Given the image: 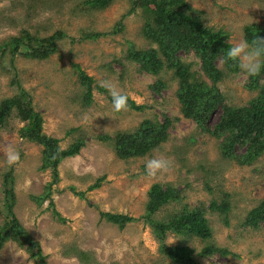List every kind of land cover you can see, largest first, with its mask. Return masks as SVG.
Segmentation results:
<instances>
[{
	"label": "rangeland",
	"instance_id": "rangeland-1",
	"mask_svg": "<svg viewBox=\"0 0 264 264\" xmlns=\"http://www.w3.org/2000/svg\"><path fill=\"white\" fill-rule=\"evenodd\" d=\"M82 1L0 0V102L19 91L18 84L13 83L16 78L28 91L35 111L42 114L45 133L59 138L62 148L79 137L86 142L77 155L60 163L59 180L53 184L51 197L39 204L32 195L43 193L52 181V171L40 169L42 145L23 138V123L11 118L6 127L0 128V200L4 196L3 175L12 171L16 195L13 211L40 242L48 264H170L143 218L150 187L158 182L183 188L182 202L163 206L154 215L158 219L181 208L184 202L207 206L221 188L231 193L230 224L226 226L217 214L208 212L207 216L214 231L210 241L227 247L228 255H199L206 242L197 237L169 232L165 242L193 247L196 264H264V223L257 229L243 225L248 210L264 198V154L247 165L223 158L216 138L183 115L176 95L178 83L170 71L161 74L168 86L155 92L152 85L159 76L139 70V64L127 57L130 44L138 50L151 45L142 34L144 18L140 9L123 18L130 7L129 0H114L108 7L94 10L82 6ZM187 1L203 12L206 25L227 31L232 45L245 40L246 25H264V0ZM122 18L123 26L115 32ZM24 28L49 39L57 31L64 35L56 39L57 50L46 59L20 54L12 57L9 49L3 51L2 44ZM84 31L107 34L87 40L81 38ZM181 55L193 63L194 70L200 69L199 59L193 54ZM73 63L80 64L94 78V85L108 81L143 108L114 112L107 94L96 88L93 103L84 106L83 87ZM218 66L223 68L221 61ZM248 78L241 70L225 74L219 86L228 104L244 105L256 96L257 90L245 85ZM220 112L218 108L207 125L212 126ZM165 116L172 121L167 138L148 154L120 158L112 146L97 139L100 134L133 131L147 119L163 122ZM8 146L20 153L19 161L12 166L4 159ZM161 157L168 159L171 166L148 175L145 160ZM99 177H104L100 186L89 190ZM70 186L84 191L85 196L80 197ZM51 199L64 220L49 207ZM102 212L128 214L136 220L121 228L103 218ZM2 219L0 215V223ZM75 248L87 253L84 261ZM0 264L36 263L27 250L9 240L0 250Z\"/></svg>",
	"mask_w": 264,
	"mask_h": 264
},
{
	"label": "trees",
	"instance_id": "trees-1",
	"mask_svg": "<svg viewBox=\"0 0 264 264\" xmlns=\"http://www.w3.org/2000/svg\"><path fill=\"white\" fill-rule=\"evenodd\" d=\"M113 1L83 0L81 5L93 10L104 9ZM129 2L130 7L122 15L123 18L140 9L144 18L142 34L151 45L147 49L138 50L130 44L127 57L139 64V70L159 76L152 85L155 92L159 93L168 86V82L161 74L170 71L178 83L176 95L183 115L216 138L221 156L241 165L257 161L264 154V69L255 76H249L245 84L248 89L257 90L256 96L247 104L230 105L219 86L226 73H237L240 70L237 62L227 59L225 55L232 45L228 41L229 33L206 25L203 12L195 9L187 0H129ZM123 18L116 25L115 32L121 30ZM106 34L99 31H84L81 38L95 40ZM63 35L62 31H57L49 39L24 28L19 35L12 36L2 44L3 51L9 49L12 57L20 54L30 59H46L57 50L56 39ZM257 37L264 38V25L252 23L244 27L245 40L254 43ZM183 53L193 54L199 59L200 69L194 70L193 63L185 60L181 55ZM218 61H221L223 68L218 66ZM73 66L83 87L81 100L84 106L93 103L94 88L106 93L108 101L111 102L106 88L94 85V78L88 75L80 64L73 63ZM13 83L18 84L19 91L0 102V128L6 127L11 118H17L23 123L21 136L42 145L40 169L43 171L50 169L52 181L48 182L42 194L32 195V199L43 204L51 197L53 184L59 180L60 163L65 158L77 155L86 142L84 137H79L68 147L62 148L59 138L43 131V116L33 108L28 91L20 86L16 78L13 79ZM127 98L130 109L143 108L129 95ZM218 108H221L218 120L212 126L207 125ZM171 124V119L166 116L163 122L147 119L133 131L100 134L97 139L112 146L120 158L128 159L148 154L152 149L161 147ZM11 174L12 171H8L3 175L4 196L0 200L2 204L0 215L3 217L0 223V250L6 241L11 240L27 250L36 264H48L40 242L33 238L13 211L16 195ZM103 179L104 177H99L88 189L98 188ZM70 187L80 197L85 196L84 191H76L74 186ZM207 187L213 192L214 188L208 183ZM217 190L219 194L213 195L207 206L204 203L192 206L184 202L181 208L173 209L163 219H158L154 215L163 206L182 202L183 188H178L174 183L158 182L150 187L143 218L160 241V251L170 258V264H196V261L193 247L184 243L168 245L165 242L169 232L204 240L206 245L198 252L201 256H211L215 253L224 256L230 253L227 247H219L210 241L214 231L207 213L217 214L220 220L229 226L233 211L231 193L221 188ZM49 207L53 208V213L60 220H64L54 208L53 199L50 200ZM101 216L121 228L136 220L131 215L121 213L102 212ZM263 223L264 198L248 210L243 225L257 229ZM74 251L82 261L87 257V253L82 250L75 248Z\"/></svg>",
	"mask_w": 264,
	"mask_h": 264
},
{
	"label": "clouds",
	"instance_id": "clouds-1",
	"mask_svg": "<svg viewBox=\"0 0 264 264\" xmlns=\"http://www.w3.org/2000/svg\"><path fill=\"white\" fill-rule=\"evenodd\" d=\"M227 59L237 62L239 69L249 76L257 75L264 69V38L249 43L241 40L231 45L226 53ZM100 86L108 90L111 97V106L114 112L126 111L128 109L127 95L121 92L108 81H101ZM4 159L7 165L12 166L20 159V153L12 146L5 149ZM171 166L166 158H148L145 160V171L148 175H155L158 171H165Z\"/></svg>",
	"mask_w": 264,
	"mask_h": 264
}]
</instances>
